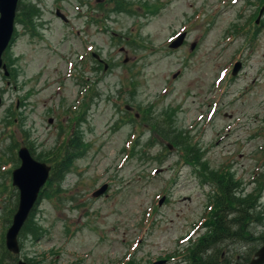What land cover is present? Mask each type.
I'll list each match as a JSON object with an SVG mask.
<instances>
[{
  "label": "rangeland",
  "instance_id": "rangeland-1",
  "mask_svg": "<svg viewBox=\"0 0 264 264\" xmlns=\"http://www.w3.org/2000/svg\"><path fill=\"white\" fill-rule=\"evenodd\" d=\"M120 1L19 0L0 72V264L21 147L51 174L72 156L18 236L27 264H189L229 176L246 236L219 246L225 263L264 243V0Z\"/></svg>",
  "mask_w": 264,
  "mask_h": 264
},
{
  "label": "water",
  "instance_id": "water-1",
  "mask_svg": "<svg viewBox=\"0 0 264 264\" xmlns=\"http://www.w3.org/2000/svg\"><path fill=\"white\" fill-rule=\"evenodd\" d=\"M17 4L18 0H0V67L2 65V53L7 48L14 32ZM56 15L65 20L64 16L59 12H56ZM183 37L184 34L180 35L170 47L179 46L183 41ZM239 66V63H236L232 71L233 75L236 74ZM18 157L20 166L12 171V185L19 192L18 206L13 215L12 223L5 234L6 249L13 254L19 253L18 234L33 209L40 189L46 183L50 171V167L34 159L27 148H20ZM105 188L106 185L102 186L93 195L102 194ZM17 264L26 263L20 260ZM158 264H162V262H158ZM250 264H264V244L257 250L255 258L251 260Z\"/></svg>",
  "mask_w": 264,
  "mask_h": 264
},
{
  "label": "trees",
  "instance_id": "trees-1",
  "mask_svg": "<svg viewBox=\"0 0 264 264\" xmlns=\"http://www.w3.org/2000/svg\"><path fill=\"white\" fill-rule=\"evenodd\" d=\"M116 4H122L120 0H116ZM30 8V7H29ZM34 15L37 13L36 10L30 9ZM178 138L172 140L173 146H180L181 143L179 142L180 138L181 141L187 143V138H182L180 136H176ZM73 143V141L71 142ZM192 150V149H190ZM185 157H189V161L192 160L193 162L198 161L199 157L196 156H187L185 153ZM72 156L68 151H65L64 156L60 159V165L53 166V172L51 174L50 181L52 182L54 179L59 180L62 176L69 171L70 168V161ZM219 179L218 178V182ZM233 177H228L227 179L219 182L220 192L224 200L221 202L220 208L214 214L213 221H210L209 227H211V231L208 233L207 237H203L199 240L198 245L192 251V255L190 256L189 264H232L229 259L226 260L223 258V253L219 251V246L222 244H229L234 242L235 240H243L246 236L243 219L245 217V212L241 209L235 208L234 203L237 204L238 199L235 198L236 190L235 186L238 184L234 183ZM216 200L219 201L220 197L216 195ZM239 205V204H238ZM240 206V205H239ZM234 207V208H233ZM241 213V219L235 218V213ZM34 214L33 212L31 215ZM27 219L25 222L22 231L28 230L29 232H33L32 229L34 225H32V220H29L31 217ZM243 224V225H242ZM4 240V239H3ZM4 242L2 241V256L5 255L6 260L15 263L16 258L14 255L10 254L4 247ZM1 248V243H0ZM257 248L250 249L247 254H243L242 256L238 257L239 259L236 261L238 264H246L249 261L253 252L256 251ZM226 255V253H225ZM1 256V255H0ZM3 258V257H2Z\"/></svg>",
  "mask_w": 264,
  "mask_h": 264
},
{
  "label": "flooded vegetation",
  "instance_id": "flooded-vegetation-1",
  "mask_svg": "<svg viewBox=\"0 0 264 264\" xmlns=\"http://www.w3.org/2000/svg\"><path fill=\"white\" fill-rule=\"evenodd\" d=\"M263 10H264V6H263ZM235 264H238L237 262Z\"/></svg>",
  "mask_w": 264,
  "mask_h": 264
}]
</instances>
